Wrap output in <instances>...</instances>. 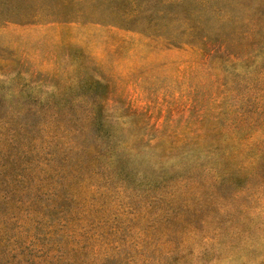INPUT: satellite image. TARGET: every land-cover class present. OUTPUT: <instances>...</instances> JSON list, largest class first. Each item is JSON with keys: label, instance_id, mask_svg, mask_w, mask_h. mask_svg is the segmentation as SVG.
Returning <instances> with one entry per match:
<instances>
[{"label": "rangeland", "instance_id": "374dc122", "mask_svg": "<svg viewBox=\"0 0 264 264\" xmlns=\"http://www.w3.org/2000/svg\"><path fill=\"white\" fill-rule=\"evenodd\" d=\"M0 264H264V0H0Z\"/></svg>", "mask_w": 264, "mask_h": 264}, {"label": "trees", "instance_id": "16d2710c", "mask_svg": "<svg viewBox=\"0 0 264 264\" xmlns=\"http://www.w3.org/2000/svg\"><path fill=\"white\" fill-rule=\"evenodd\" d=\"M96 117H98V119H101V117L98 116V114H94V118H96ZM98 127H102V124L100 123V125H99ZM84 148H85V147H84ZM108 160H109V162L112 163L113 165H114L116 162L119 161L118 159H116V158H112V157H109ZM117 164H119L118 167L123 168V164H122V163H117Z\"/></svg>", "mask_w": 264, "mask_h": 264}]
</instances>
